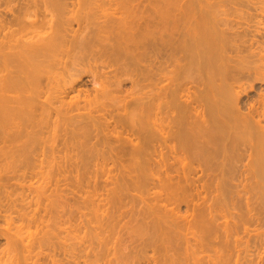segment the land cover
I'll list each match as a JSON object with an SVG mask.
<instances>
[{"label":"bare ground","instance_id":"6f19581e","mask_svg":"<svg viewBox=\"0 0 264 264\" xmlns=\"http://www.w3.org/2000/svg\"><path fill=\"white\" fill-rule=\"evenodd\" d=\"M259 2L0 0V264H264Z\"/></svg>","mask_w":264,"mask_h":264},{"label":"rangeland","instance_id":"374dc122","mask_svg":"<svg viewBox=\"0 0 264 264\" xmlns=\"http://www.w3.org/2000/svg\"><path fill=\"white\" fill-rule=\"evenodd\" d=\"M254 1V0H253ZM256 1V0H255ZM261 2H263L264 3V0H260V2L259 3H261ZM258 3V5L260 6L261 4H259ZM147 4V2H145V5ZM253 4V3H252ZM6 5V4H5ZM145 5H142L141 6V8L142 9H144L145 8ZM264 6V5H263ZM3 8H6V7H4V4H1L0 5V11H2L3 10ZM242 9H247V7H245V6H242L241 7ZM251 8H252V5H251ZM2 9V10H1ZM6 10V9H5ZM251 11L252 12H255V10L254 9H251ZM258 12H259V9H258ZM263 13H264V11H263ZM257 18V17H256ZM256 18H254V19H256ZM251 23H253V22H251ZM92 86V84L90 83L89 84V88ZM92 169V168H91ZM1 174V173H0ZM0 178H1V176H0ZM13 179H15V178H13ZM3 179H0V181H2ZM140 180V178H138V180H137V178H136V180H133L132 181V185H131V187L129 188V190L127 191L128 192V197L126 198V200H129V199H131L132 198V201H130V203H129V205L127 206V208H129L130 206H132V205H134V208H136V209H139V208H141V209H143V208H146L145 206H147V208L149 207V205H150V200H152V197L154 196L152 193H153V191L155 190V191H157L159 188L158 187H147L148 185H144L143 183H141L142 181H139ZM15 181H17V180H15ZM99 181H102V179L100 180L99 179ZM135 181V182H134ZM64 182V181H63ZM1 183V182H0ZM112 184V183H111ZM72 186L70 187L71 189L72 188H74L73 187V185L74 184H71ZM114 185V184H113ZM63 186H65V185H63ZM112 185H110V183L109 184H107L105 187H107V188H104V189H101L99 192L100 193H103L104 194V196H109L110 198H109V200L111 201L112 200V196H113V193H111V190L109 189L110 187H111ZM66 187V186H65ZM108 189L110 190V191H108ZM153 189V190H152ZM60 193V192H59ZM107 193H108V195H107ZM78 194V193H77ZM84 195V196H83ZM82 196H83V198L82 197H76V195H75V197H76V199H78L77 200V202H74V201H76V200H74V198L72 199V198H70L69 199V201H67V199H65L67 202H69V203H66V201H64V199H63V195H61L60 196V198L58 199V201L60 200V206H58L59 208H57V209H59V211H60V209H62L61 211L64 213V215L63 216H61L60 217V219L59 220H61V219H64V222H65V224H67V226H68V224L69 223H67L66 221H67V218H69L70 216L68 215V214H70L71 213V207H68V204H69V206L71 205V203H77V204H75V208H77V209H75L74 208V205L72 206L74 209H73V211H72V213H75L76 211L79 213V208H80V206H82L81 208L82 209H84L85 207H83V206H85V203L87 204L86 206H87V209H85L84 211H86V212H89V216L91 215L90 213H93L94 212V210L92 209V205L93 204H91V199L92 200H94V198H92L93 196H91L90 198H87V199H85V197H86V194H83ZM69 196H70V194H69ZM78 196H79V194H78ZM53 197V196H52ZM55 197V196H54ZM58 198V197H57ZM68 198V197H67ZM80 198V199H79ZM81 198L82 199H84L85 200V202L84 201H82L81 200ZM143 198H145L144 200H143ZM255 199H256V197H254ZM71 199L73 200V201H71ZM260 198L259 197H257V200H259ZM51 200V201H50ZM52 200H54V199H52L51 197H50V199H48V200H46L45 202H46V204H47V206L48 207H51L52 206V204L54 203ZM57 199H55L54 201L55 202H57L56 201ZM50 201V202H49ZM143 201H146L147 202V205H144V203L145 202H143ZM255 201V200H254ZM48 202V203H47ZM51 202H53L52 204H51ZM80 202V203H79ZM84 202V203H83ZM81 203H83V204H81ZM78 204H79V206H78ZM81 204V205H80ZM49 205H51V206H49ZM53 205H55L56 206V204H53ZM185 204H181V211H183L184 209L183 208H185V206H184ZM66 206H67V208H66ZM184 206V207H183ZM62 207V208H61ZM126 208V209H127ZM51 209H54V207L53 208H51ZM50 209V210H51ZM67 209V210H66ZM125 209V208H124ZM66 210V211H65ZM70 210V211H69ZM76 210V211H75ZM81 210V209H80ZM89 210H91V211H89ZM83 211V210H82ZM239 211H240V209H239ZM62 212H60V214H63ZM76 212V213H77ZM184 212V211H183ZM237 212H238V210H237ZM51 212H49V214H48V216H47V218L48 217H50L52 214H50ZM75 213V214H76ZM242 213V209H241V211H240V214ZM50 215V216H49ZM71 215V214H70ZM77 216H78V214H76ZM75 215V217H73L72 215H71V220H72V217L74 218L72 221L76 224L78 221L76 220V222L74 221L75 219H76V216ZM50 218H52L51 220H48L47 221V223H49L50 221L52 222L53 221V217H50ZM128 217H126L124 220H126ZM65 219H66V221H65ZM78 219V218H77ZM70 220V218L68 219V221ZM70 220V221H71ZM50 222V224H52ZM62 222V221H61ZM64 222H62V223H64ZM134 222H136V221H134ZM2 223V222H1ZM72 223V222H71ZM73 224V223H72ZM63 225V224H62ZM77 225V224H76ZM260 225V226H259ZM259 225H257V226H259V229H257L256 231L258 232H263L264 231V224L263 225H261V224H259ZM119 230H120V228H119ZM127 231L128 230H126V228H124L123 230H120V233L122 234V237H123V244L125 245V244H129L130 243V238H129V235L127 234ZM255 231V232H256ZM132 232H135V231H133L132 230ZM118 232L116 233V234H114L115 236H113V240L111 239V241H115L114 239H116L117 240V238H116V236H118ZM83 235V234H82ZM241 235H243L242 233H240V235L239 236H241ZM115 237V238H114ZM246 237V236H245ZM63 240H65V238L63 239ZM2 241V242H1ZM6 239H5V237L4 236H0V250L3 248V250H4V248H6V245H8V244H6ZM66 242H72V240H68V241H66ZM2 247V248H1ZM148 251H147V254L148 255H151V254H153V252H152V250H151V248L150 247H148ZM12 250V249H11ZM10 250L8 249V252H9ZM151 252V253H150ZM13 253L14 252H9L7 255H13ZM19 254V253H18ZM6 255V256H7ZM18 256H20V255H18ZM61 257H63V255L61 254L60 255ZM143 259V258H142ZM243 260V259H242ZM154 264V263H153Z\"/></svg>","mask_w":264,"mask_h":264}]
</instances>
